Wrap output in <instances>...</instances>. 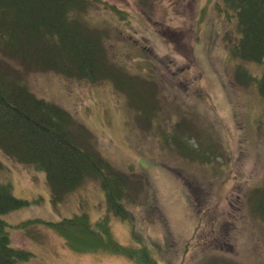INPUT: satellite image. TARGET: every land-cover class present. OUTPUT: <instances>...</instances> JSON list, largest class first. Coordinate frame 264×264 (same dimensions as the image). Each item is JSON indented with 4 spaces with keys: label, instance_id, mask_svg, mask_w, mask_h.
Wrapping results in <instances>:
<instances>
[{
    "label": "rangeland",
    "instance_id": "374dc122",
    "mask_svg": "<svg viewBox=\"0 0 264 264\" xmlns=\"http://www.w3.org/2000/svg\"><path fill=\"white\" fill-rule=\"evenodd\" d=\"M107 1L117 4L130 14H135L122 31L109 28L107 32L110 35L108 40L110 39L113 45L110 48L107 43V55L115 54L122 59L118 63L120 76L116 79V88L125 85L129 95L126 92H119L122 97L118 96L115 92L118 90L111 77L103 83L102 81L91 83L86 79L62 78L56 72L45 70H29L25 81L27 86L46 100L64 109L68 107L74 119H79L88 130L82 134V141L93 135L89 146L95 151H100L102 156L130 178L129 191L132 190L133 196H137L136 204L130 210L133 211L134 222H139L144 234L148 235V240L161 236L163 224L160 217L165 221L167 225L165 233H170L168 236L172 234L174 239L167 244V250L163 248L161 257L156 256L160 264L212 263V257H216L220 250L204 247H212L213 238H218L216 233L219 231H228L231 240H234L228 246L229 251L232 252L235 246L236 254L244 262L250 261V257L242 251L244 242L245 249L250 248L246 243V235H243L242 240L237 236L250 233V237L253 238L256 234L255 230H245L242 227L244 222L247 223V220L254 217L247 209L251 185L254 184L257 170L256 161L253 159L255 153L264 156V116L260 117L254 112L253 103L255 101V104L258 103L259 113L264 112V105L262 98H258L252 88L233 82L236 70L232 64L226 62L228 50L223 43L226 34L231 37L230 31L224 29L225 23L220 18L214 17V9L202 15L203 18L199 16V20L195 18L201 0ZM107 15L104 10L91 7L86 16L96 21L97 27L104 28L100 18ZM198 21L204 25L200 26ZM192 24L198 35L206 28L214 31V35L206 40L200 36L199 42L204 45L201 49L207 59L205 67L202 63L206 60L201 55H193V62L188 60L191 57L189 52L191 40L190 35L188 37L185 35L190 31ZM180 28L184 29V34L179 31ZM133 38L145 44L142 48L148 50L151 60H147L148 65L142 60H135L136 56L130 55L129 50L125 51L120 47L121 43L127 41L132 49ZM231 39L235 40L234 37ZM159 44L162 49L159 48ZM224 55L225 62L222 60ZM195 57H198L200 62ZM8 60L15 63L12 59ZM245 65L251 69L250 66L253 64ZM255 65L260 70L261 65ZM255 65L252 67L255 68ZM147 70L159 78L154 80L149 73L142 72ZM124 74H134L130 83ZM174 75L181 78L173 79ZM141 82L150 83L153 93L138 91L135 86ZM159 85L166 97L162 96ZM202 92L207 95L204 100H201ZM127 98H130V101ZM208 98L211 104H208ZM229 105L230 111L233 110L227 113ZM191 107L194 110L189 111ZM245 108L248 111L246 112L248 118L245 113L246 118L243 114L241 116ZM227 114L233 121L226 116ZM169 123L171 124L167 125ZM253 124L258 132L255 137H252L251 132ZM162 131L173 133L179 141L178 148L176 147L173 153H169L173 150L166 149L162 144L163 135L159 134ZM229 155L233 159L230 169L232 176L227 179ZM3 163L6 168L12 169V172L10 175L0 172V177L7 175L12 178L10 181L16 196L31 197L33 184H42L43 177L40 173L37 174L38 179L36 177L31 179L28 176L29 172L24 171L18 162L10 159ZM260 163H263L264 168V159ZM131 169H135V172ZM20 175L25 181L20 180ZM99 184L97 176L86 178L78 190L68 193L62 199L67 203L75 196L80 198L81 193L85 194L80 202L84 210L88 211L89 207L94 205L93 201L97 203L100 195L102 196L97 190ZM38 193L35 196L40 195L43 200L36 204L47 207L46 189ZM193 200V205H197L200 212H204L208 222L203 229L204 232L199 230L198 239H194L190 244L194 232L193 224L196 223V216L192 215L195 213L191 204ZM96 207L94 212L97 215L101 210L100 201ZM184 212L187 213V220L180 216ZM20 213H12L9 216L10 221H19ZM148 214L153 216L149 217ZM189 216L194 219L190 220ZM112 222L115 223L111 224L114 233L123 229L119 218H112ZM212 228L215 233H212ZM34 229L36 230L32 238L29 237L30 228L14 231L11 235L12 242L18 248L36 250L37 254H40L42 246L45 253L52 255L62 248L67 260L72 258L75 260L74 263L66 261L65 264H94L91 256L97 264L101 261V264H135L111 251L101 255L102 260L95 254L86 260H80L52 230L45 226ZM263 231L261 226V234ZM123 233L125 239L118 237L120 242L129 245L132 240L130 245L137 246L134 238L132 239L131 231ZM139 237L141 238V235ZM248 251L252 253L251 249ZM227 254L230 252L226 255L218 254L221 257L219 264H225L227 259L232 258ZM61 258L62 261L65 260L62 256ZM40 261L34 257L28 264H39ZM251 261L253 262L252 259Z\"/></svg>",
    "mask_w": 264,
    "mask_h": 264
},
{
    "label": "trees",
    "instance_id": "16d2710c",
    "mask_svg": "<svg viewBox=\"0 0 264 264\" xmlns=\"http://www.w3.org/2000/svg\"><path fill=\"white\" fill-rule=\"evenodd\" d=\"M208 3L210 6L207 4L206 7L209 9L204 6L199 18L216 8L217 17L230 23L226 27L230 29L231 37L235 38L233 41L226 34L223 41L228 50V60L225 61L236 70L233 82L252 88L257 97L262 98L264 105V0H209ZM91 7L108 14L101 20L104 28L97 27V23L86 16ZM133 17L128 11L103 0H0V172H12L3 163L11 159L21 164L23 170L29 172L31 179H38V173L43 177L42 184H33L34 188L31 187V197L25 198L13 193L10 181L12 178L7 175L0 177V264H28L34 257L41 260L39 264L75 262L73 258L67 260L62 248L54 255L45 253L44 246L41 247V255L36 250L32 252L31 249L18 248L12 242L11 235L21 228H30L31 238L34 237V228H49L63 239L64 245L80 260H86L92 254L101 259V255L111 251L138 264H160L156 256L161 257L163 248L167 250V244L173 241L172 234L168 236L170 233L163 241L148 240V235L144 234L139 222H134L133 211L130 210L137 198L136 195L133 196L132 190L129 191L130 178L102 156L100 151L89 146L93 135L88 136V141H82V134L88 130L73 118L67 108L37 95L25 82L29 70L56 72L59 77L86 79L91 83L101 81L113 72L110 61L115 54L106 53L107 43L110 48L113 46L112 41L108 40L110 35L107 32L109 28L122 30ZM199 23L200 26L204 25L201 21ZM210 31L206 28L198 38L205 33L206 37L211 36ZM223 59H226L225 55ZM246 63L260 64V70L256 65L255 68L250 66V69ZM116 77L114 75L115 81ZM135 88L142 93H153L150 83L141 82ZM201 95V100L207 97L204 92ZM207 102L211 104L209 98ZM255 102L254 112L260 117L264 116V112L259 113L257 110L258 103ZM196 105L197 103L194 104ZM192 110L194 109L191 107L189 111ZM246 112L245 108L241 116L243 114L244 118H248ZM226 116L231 118L229 114ZM254 128L253 124L252 137L258 134ZM159 134L163 135L162 144L166 149L173 150L169 153H173L179 144L175 135L167 131ZM229 158L227 179L232 176L230 169L233 159L231 155ZM258 159L263 161L264 156L255 153L253 159L257 161V170L247 208L254 217L247 220L249 225L244 222L242 227L245 230H255L256 234L253 233V238L250 233L240 234V237L235 234L239 240L246 235V243L252 253L248 248L245 249V242L242 251L250 257V261L244 262L236 254L235 246L232 252L226 250V241L230 240L232 244L234 240H231L228 231H219L216 233L217 237L224 239L214 238L210 248L219 249L216 254L230 252L227 255L232 258L227 259L225 264H264V231L261 234V226L264 229V168ZM131 171L135 172V169ZM91 176H97L100 180L97 190L102 194L98 200L101 210L97 215L94 211L98 202L93 201L94 205L88 211L84 210L80 200L85 194L81 193L80 198L75 196L67 203L62 199L68 193L78 190L85 179ZM20 180L25 181L21 175ZM44 189L48 195L45 200L47 207L36 204L43 200L40 195L35 196L36 193L43 192ZM191 204L196 223L193 224L190 244L199 230L204 232L208 222L204 212L193 205L194 200ZM12 213H20V220L10 221ZM180 216L187 220V213ZM114 217L119 218L123 226L120 232L117 230L114 233V228L112 229L111 224L115 225L112 222ZM189 219L193 220L194 217L189 216ZM160 222L166 230L167 225L161 217ZM128 231L132 232V239L134 238L137 246L130 245L132 240L128 245L118 239H125L123 232ZM212 233H215L213 228ZM91 257L93 263L97 264L94 257Z\"/></svg>",
    "mask_w": 264,
    "mask_h": 264
},
{
    "label": "bare ground",
    "instance_id": "6f19581e",
    "mask_svg": "<svg viewBox=\"0 0 264 264\" xmlns=\"http://www.w3.org/2000/svg\"><path fill=\"white\" fill-rule=\"evenodd\" d=\"M257 159V158H256ZM258 161H259V159H258ZM257 162V161H256Z\"/></svg>",
    "mask_w": 264,
    "mask_h": 264
}]
</instances>
